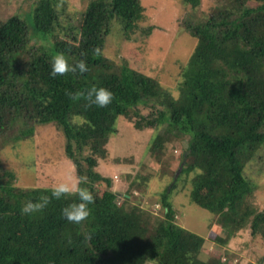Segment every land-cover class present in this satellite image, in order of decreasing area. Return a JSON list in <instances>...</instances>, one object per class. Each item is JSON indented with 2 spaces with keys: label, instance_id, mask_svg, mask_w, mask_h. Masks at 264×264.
<instances>
[{
  "label": "trees",
  "instance_id": "16d2710c",
  "mask_svg": "<svg viewBox=\"0 0 264 264\" xmlns=\"http://www.w3.org/2000/svg\"><path fill=\"white\" fill-rule=\"evenodd\" d=\"M59 1L37 0L26 18H0V135L22 124L15 139H25L34 135L32 123H53L94 203L79 224L61 214L75 195L22 214L23 203L50 195L51 187H20L12 171L0 168V264H227L204 251L205 236L177 223L169 197L178 181L188 185L191 202L218 217L224 235L214 237L217 244H227L248 219L253 230L264 220L249 203L254 185L244 172L264 145V0H224L202 19L183 21L197 42L177 96L156 78L104 55L114 22L126 35L137 28L144 16L141 0H88L77 25L61 37ZM184 1L193 10L201 3ZM56 52L73 65L85 60L88 71L51 77ZM92 86L111 90L112 102L101 108L83 96L73 98ZM119 116L136 129H155L148 147L155 156L187 138L179 176L146 205L128 199L132 192L112 189V180L96 169L109 156L106 145ZM132 188L139 190L134 181ZM155 203L157 212L147 206Z\"/></svg>",
  "mask_w": 264,
  "mask_h": 264
},
{
  "label": "rangeland",
  "instance_id": "374dc122",
  "mask_svg": "<svg viewBox=\"0 0 264 264\" xmlns=\"http://www.w3.org/2000/svg\"><path fill=\"white\" fill-rule=\"evenodd\" d=\"M36 1L0 0V18L13 14L26 18ZM87 2L66 0V6L62 0L58 2L62 18L61 26L56 31L60 37L70 31V26L77 25ZM223 2L201 0L197 9L193 10L184 0H141L144 16L137 23V28L126 35L121 26L114 22L106 39L104 55L113 59L117 66L126 64L156 78L161 86L177 96L183 66L189 61L197 42L182 23L197 17L202 19ZM248 4H253V1L250 0ZM29 29L31 39L37 38L31 24ZM44 44L47 47L50 45L45 41ZM142 112L146 113L148 109L142 108ZM32 124L35 125V132L29 138L15 139L22 124L0 135V168L12 171L16 177L15 184L24 188L52 187L69 178L78 179L75 165L65 152L66 138L63 132L53 123ZM154 133L153 128L136 129L133 121L119 116L117 132L110 135L106 145L109 156L100 160L96 167L102 175L112 180V189L122 193L132 192L128 199L143 205L151 200L156 201L164 188L171 184L172 177L176 179L179 176L181 151L187 146V138L182 136L169 143L166 150L158 152L160 156H155L148 151ZM244 172L254 185L249 203L255 213H264V145ZM140 177L148 179L141 183ZM132 181L138 184L140 191L129 189ZM169 199L176 210L177 223L205 236L203 249L206 253L221 257L227 264H264V220L254 231L250 225L253 219H248L233 232L227 244L220 242L219 245L214 237L224 233L217 223L218 217L191 202L188 185L182 180L178 181ZM147 206L154 211L159 208L157 203L152 208ZM144 264L157 263L146 261Z\"/></svg>",
  "mask_w": 264,
  "mask_h": 264
},
{
  "label": "clouds",
  "instance_id": "9594fccd",
  "mask_svg": "<svg viewBox=\"0 0 264 264\" xmlns=\"http://www.w3.org/2000/svg\"><path fill=\"white\" fill-rule=\"evenodd\" d=\"M96 51V50H94ZM51 77L63 76L66 73L76 72L83 74L88 71L85 60H78L75 65L69 62V58L63 52H56L50 58ZM73 95V94H70ZM83 96L90 105L105 107L113 100V93L105 87L92 86L87 92H77L73 98ZM86 182V177L81 176L78 179H71L54 184L47 193L39 195L35 200L29 199L21 206L22 214H31L43 210L51 199H61L71 195L77 197L76 200L67 204L61 209L62 216L69 222L79 224L86 220L91 213L89 205L94 203L92 191L82 186Z\"/></svg>",
  "mask_w": 264,
  "mask_h": 264
},
{
  "label": "water",
  "instance_id": "95a60500",
  "mask_svg": "<svg viewBox=\"0 0 264 264\" xmlns=\"http://www.w3.org/2000/svg\"><path fill=\"white\" fill-rule=\"evenodd\" d=\"M186 153H187V152H185L184 160H185V157H186ZM181 167H182V165L180 166L179 171L181 170ZM179 171L177 172V174L179 173Z\"/></svg>",
  "mask_w": 264,
  "mask_h": 264
}]
</instances>
